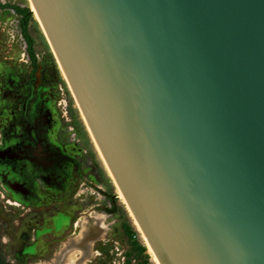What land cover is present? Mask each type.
<instances>
[{
	"label": "water",
	"instance_id": "95a60500",
	"mask_svg": "<svg viewBox=\"0 0 264 264\" xmlns=\"http://www.w3.org/2000/svg\"><path fill=\"white\" fill-rule=\"evenodd\" d=\"M29 1L157 263L264 264V0Z\"/></svg>",
	"mask_w": 264,
	"mask_h": 264
},
{
	"label": "rangeland",
	"instance_id": "374dc122",
	"mask_svg": "<svg viewBox=\"0 0 264 264\" xmlns=\"http://www.w3.org/2000/svg\"><path fill=\"white\" fill-rule=\"evenodd\" d=\"M9 1L20 5L29 4L28 0L27 2L26 0ZM27 10L29 12L27 33L32 39L34 58L38 55L42 59L41 63H48L52 70L53 74L50 77L55 80V84L51 83L48 86L54 88L56 92H58L56 89L58 86L62 89L59 90L60 96L53 92V98L46 103L56 120L51 135L54 137L59 134L63 143L68 139L70 133H75L72 138L76 141L73 142L80 149L78 153L74 154L79 157L80 161L75 160V167L71 166L72 170L68 174L69 188L73 192L84 191L79 196H71L70 203L47 212L23 211L17 207L4 206L0 199V251L4 261L6 264H45L48 261L47 258L60 247V241L65 237H72L73 233L80 229V225L73 226L74 222L85 213L94 211L104 214L102 216L105 229L102 236L91 238L93 245L90 246V251L92 253L89 255V261L84 264H156L141 233L135 226L126 204L120 198L117 187L88 132L34 11L31 7H27ZM4 13L6 14H0V72L6 67H10L13 71L24 76L26 69L22 65H17L18 53L21 48L20 42L16 41L18 38L17 28H15V22L12 21L15 15L9 14L8 11ZM60 97L66 102V117L70 119L66 125L73 127L69 132H65L64 125L59 122V119H64V117H60V107L55 104ZM2 102L0 97V105ZM88 159L93 166L85 165L80 168L79 165L85 164ZM74 172L80 180L77 179ZM94 184L100 185V190L108 196L103 198L104 193H99ZM91 191H98L100 197L94 200V195H90ZM78 199L83 200L78 201ZM109 199L114 200V207L111 206ZM92 204L100 206L92 207ZM62 216L66 219L64 223L60 221ZM89 225L93 227L94 224L89 223ZM126 227L129 228L128 232Z\"/></svg>",
	"mask_w": 264,
	"mask_h": 264
},
{
	"label": "flooded vegetation",
	"instance_id": "af4514ba",
	"mask_svg": "<svg viewBox=\"0 0 264 264\" xmlns=\"http://www.w3.org/2000/svg\"><path fill=\"white\" fill-rule=\"evenodd\" d=\"M27 7H30L28 3L20 5L9 0H0V14L4 15L6 14L4 12L8 11L9 14L15 15L12 21L15 22L18 37L16 41L20 42L21 48L17 65H22L26 69L24 76L10 67L0 72V97L3 100L0 105V199L4 206L17 207L23 211L47 212L70 203L71 196L76 197L83 193L84 190L71 191L68 180L71 166L75 167V160L80 161L74 154L78 153L80 148L73 142L76 141L72 138L75 133H70L63 143L59 134L54 137L51 135L56 120L46 103L53 98V92H56L54 88L48 86L51 83L55 84V80L50 77L53 72L48 63H41L42 59L38 55L34 58L32 39L27 33L29 19ZM27 39L31 41L32 56L28 50ZM56 89L60 96L61 87L58 86ZM55 104L60 107V117H64L59 119V122L64 125V131L69 132L73 127L66 125L70 122L66 117V102L60 97ZM85 165L93 166L90 159L79 167L83 168ZM74 173L77 176L76 172ZM77 179L80 180L78 176ZM94 187L99 193H104L100 190V185L94 184ZM98 191L90 192V195H94V200L100 197ZM107 196L104 193L103 198ZM109 200L114 207V200ZM94 206L100 205L92 204V207ZM102 215L104 214L94 211L83 215L82 223H86L84 233L79 242L70 243L66 249L62 246V249H65L64 254L78 247L85 257L88 256L89 261V255L92 253L90 246L93 245L91 238L102 236L105 229ZM60 221L64 223L66 219L62 216ZM88 222L94 224L93 227ZM79 231L80 229L74 232L72 237L62 239L60 244L65 240H75ZM62 249L58 248L59 251ZM53 255L52 253L47 259L54 260Z\"/></svg>",
	"mask_w": 264,
	"mask_h": 264
},
{
	"label": "bare ground",
	"instance_id": "6f19581e",
	"mask_svg": "<svg viewBox=\"0 0 264 264\" xmlns=\"http://www.w3.org/2000/svg\"><path fill=\"white\" fill-rule=\"evenodd\" d=\"M29 1V0H28ZM29 5H30V7L32 8V10H33V7H32V5H31V3H30V1H29ZM34 11V10H33ZM35 13V12H34ZM35 16H36V14H35ZM38 20V19H37ZM99 152V151H98ZM101 156V155H100ZM102 158V157H101ZM103 160V159H102ZM104 162V161H103ZM105 164V163H104ZM105 167H106V165H105ZM106 169H107V167H106ZM107 171H108V169H107ZM108 173H109V171H108ZM109 175H110V173H109ZM110 177H111V175H110ZM111 179H112V177H111ZM112 181H113V179H112ZM113 183H114V181H113ZM115 184V183H114ZM116 186V185H115ZM117 187V186H116ZM117 190H118V188H117ZM118 193H119V196H120V198L123 200V198H122V196H121V194H120V192H119V190H118ZM124 201V200H123ZM125 203V202H124ZM13 204H15V203H13ZM129 210V209H128ZM129 213H130V211H129ZM130 215H131V213H130ZM131 218H132V220H133V222H134V224H135V226L137 227V229L139 230V232L141 233V231H140V229H139V227L137 226V224H136V222H135V220L133 219V217H132V215H131ZM93 219V218H92ZM101 219L103 220V216H101ZM88 220V219H87ZM83 222V216L82 217H80L77 221H76V223H75V225L76 226H79L80 225V233L76 236V239L75 240H73V241H64V242H62L61 244H60V248L63 246H65V249L67 248V246L70 244V243H72V242H79L78 240H79V238L83 235V233H84V229H85V224L84 223H82ZM103 222V221H102ZM89 223V222H88ZM91 223V222H90ZM103 226V225H102ZM141 236H142V238H143V240H144V243H145V245L148 247V249H149V252H150V254L152 255V258H153V260L155 261V263L156 264H158L157 263V261H156V259H155V257H154V255L152 254V252H151V250H150V248H149V246L147 245V243H146V241H145V239H144V237H143V235H142V233H141ZM62 249V248H61ZM65 249H62V250H60V251H54V260H52V261H50V260H48L45 264H79L78 262H80L81 264H84V262H87L88 261V256H84V253H83V251L80 249V248H78V247H76V248H73L71 251H69V253L68 252H66L65 254H64V250Z\"/></svg>",
	"mask_w": 264,
	"mask_h": 264
},
{
	"label": "trees",
	"instance_id": "16d2710c",
	"mask_svg": "<svg viewBox=\"0 0 264 264\" xmlns=\"http://www.w3.org/2000/svg\"><path fill=\"white\" fill-rule=\"evenodd\" d=\"M30 43H31L30 39H27L28 50H29V53L31 54V52H30ZM31 56H32V54H31ZM126 230L128 232L129 228L126 227ZM0 264H6V262L4 261L2 255H1V251H0Z\"/></svg>",
	"mask_w": 264,
	"mask_h": 264
}]
</instances>
